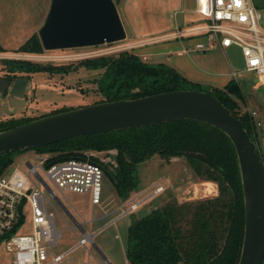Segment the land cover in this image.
Wrapping results in <instances>:
<instances>
[{
    "label": "rangeland",
    "instance_id": "rangeland-1",
    "mask_svg": "<svg viewBox=\"0 0 264 264\" xmlns=\"http://www.w3.org/2000/svg\"><path fill=\"white\" fill-rule=\"evenodd\" d=\"M126 37L124 40L112 42L105 46H124L149 63L162 62L174 67L188 80L201 84L204 88L216 87L223 89L226 83L234 79L228 74L231 69L238 72L235 84L240 88L243 98L230 96L236 100L242 109L264 108V76H257L252 72H244V64L238 47L232 45L224 49L212 48L205 52L196 51L194 44L200 40L196 36L184 37L189 40L187 46L189 54L181 56L176 51L182 46L175 38H162V34L179 29L204 24L208 21L205 16L186 11L188 6H181L179 0L168 5L165 0H113ZM252 6L260 14L259 23L264 28V0H250ZM51 0H0V45L5 52H0V78L5 76L4 60L10 53L19 52V46L38 31L49 11ZM166 3V4H165ZM195 4L192 2L191 9ZM181 9V10H180ZM185 9V11H184ZM178 10L180 12H174ZM146 42H134L138 40ZM149 40V41H148ZM128 43L132 45H128ZM186 43V42H185ZM186 45V44H185ZM104 46V47H105ZM92 47H75L65 49L68 52H78ZM63 50V49H62ZM62 50H43L45 59L30 60L41 65L67 66L68 71L55 73L39 71L30 74L26 88L25 106L12 108L8 99V90L0 92V122L9 120L36 119L54 111L73 109L93 104L102 99L96 89L94 79L101 74L100 69H88L79 66L78 62L84 58L54 60L50 55ZM119 51L106 55L117 54ZM14 60V59H12ZM235 80V79H234ZM23 107V108H22ZM95 150L87 149L83 153ZM28 149L13 154V163L4 174H8L13 167L19 165L23 170L26 166L20 162L23 156L35 164L36 159ZM116 152V151H115ZM102 157L103 152H98ZM114 155H112V158ZM90 159H95L91 157ZM136 186L132 195L141 198L150 195L137 209L125 212L129 202L121 199L113 185L110 176L103 172L101 178L100 205H92L89 193H73L56 191L61 203L72 216L81 224L82 228L91 235V241L85 246L79 245L78 240L83 232L73 223L60 204L44 189L47 197L48 211L55 216L56 229L61 232L57 245L53 247L54 254L72 251V263L88 262V264H127L126 241L127 228L133 219L148 213L151 209L160 207L162 203L175 199L178 202L197 200L217 195V184L212 181L201 180L183 157L171 156L163 158L158 154L144 159L136 166ZM156 184L163 189L157 194L151 191ZM142 190V191H141ZM138 191H141L139 194ZM129 197V198H130ZM71 226V227H69ZM26 232L29 230L27 228ZM10 254H0V264H9ZM50 258H48L49 260Z\"/></svg>",
    "mask_w": 264,
    "mask_h": 264
},
{
    "label": "trees",
    "instance_id": "trees-1",
    "mask_svg": "<svg viewBox=\"0 0 264 264\" xmlns=\"http://www.w3.org/2000/svg\"><path fill=\"white\" fill-rule=\"evenodd\" d=\"M18 49L28 53L44 50L38 34L31 35ZM0 52H5L1 45ZM4 64L9 77L39 71H68L64 65H41L20 59L4 60ZM78 65L102 71L94 79L102 96L98 102L178 89L201 90L213 94L242 121L247 133L250 132L248 118L239 114L240 106L230 96L243 98L240 88L232 80L223 89L204 88L188 80L174 67L162 62H146L127 49L117 54L84 58ZM65 110L68 109L60 111ZM30 120L0 122V131ZM29 149L50 154L49 162L81 157L87 149L104 154L114 149L116 153L111 162L102 167L123 200L128 199L135 189L138 163L155 154L166 159L171 156L185 158L201 180L217 184V195L184 202L173 199L133 219L127 228V264H237L244 223L242 188L234 147L219 129L200 121L180 119L82 135ZM23 151L0 154V176L13 163V154ZM92 160L97 161V158Z\"/></svg>",
    "mask_w": 264,
    "mask_h": 264
},
{
    "label": "water",
    "instance_id": "water-1",
    "mask_svg": "<svg viewBox=\"0 0 264 264\" xmlns=\"http://www.w3.org/2000/svg\"><path fill=\"white\" fill-rule=\"evenodd\" d=\"M38 36L43 49L53 50L116 42L124 40L126 34L113 0H51ZM28 80L25 76L16 77L11 83L0 79V91L8 90L12 108L24 105ZM180 119L209 124L230 139L238 162L244 211L237 264H262L264 171L242 121L209 92L178 89L47 114L0 131V154Z\"/></svg>",
    "mask_w": 264,
    "mask_h": 264
},
{
    "label": "built area",
    "instance_id": "built-area-1",
    "mask_svg": "<svg viewBox=\"0 0 264 264\" xmlns=\"http://www.w3.org/2000/svg\"><path fill=\"white\" fill-rule=\"evenodd\" d=\"M195 12L208 18V21L183 30L177 28L163 38L201 37L194 44L196 51L200 52L218 48L224 53L225 48L234 45L241 52L244 72L264 76V28L259 23L260 14L250 0H196ZM111 43L89 46L95 48L78 52L64 51L69 48L57 49L62 51L50 56L54 60L90 58L127 48V45L105 46ZM190 50L187 46H182L176 54H189ZM7 57L28 61L45 59L42 52H17L10 53ZM228 75L235 79H231L233 82L238 83L237 71L231 69ZM239 114L246 115L249 120L248 134L264 171V108H240ZM97 153L84 152L81 157L49 162L50 154L34 151L31 155L36 159L35 164L28 161L26 170L17 165L8 174L0 176V254H10L9 264H71V255L66 257V253L54 254L52 250L61 233L55 228L53 212L48 211L44 189L58 203L61 201L54 188L61 194L64 191L89 193L91 204L100 205L102 165L111 162L112 155L116 152L109 149L102 157ZM91 157L97 158V161L90 159ZM154 187L151 195L163 189L160 184ZM149 196L130 197L126 212L137 209ZM89 241L91 235L83 232L78 244L86 247Z\"/></svg>",
    "mask_w": 264,
    "mask_h": 264
},
{
    "label": "crops",
    "instance_id": "crops-1",
    "mask_svg": "<svg viewBox=\"0 0 264 264\" xmlns=\"http://www.w3.org/2000/svg\"><path fill=\"white\" fill-rule=\"evenodd\" d=\"M165 2L168 4V5H173V4H175V2H174V0H165ZM192 2L195 4V6H194V8L193 9H191V7H189V6H191V4H192ZM165 3V4H166ZM173 3V4H172ZM179 3H180V5L181 6H188V8L186 9V11L188 10V11H190V12H195V7H196V0H179ZM181 10V9H180ZM178 10H175L174 12H177ZM184 11H185V9H184ZM178 12H180V11H178ZM179 26L176 24L175 26H174V29L173 30H171V31H169V32H167V33H164V34H162V36H167L168 34H171V33H173L177 28H178ZM163 38V37H162ZM184 38V37H183ZM183 38H181V39H178V38H175V39H177V41H178V43H179V45L180 46H189V45H187V43H188V41L187 40H184ZM197 38H201V37H197ZM147 40H138V41H134V42H146ZM149 41V40H148ZM186 42V43H185ZM186 44V45H185ZM181 49V48H180ZM180 49H178V50H180ZM177 50V51H178ZM220 50V49H219ZM230 73V72H229ZM185 77V76H184ZM30 154H32V152H29ZM27 156H29V155H26V156H23V158L20 160V162L21 163H23L25 166H26V162H28V161H30L28 158H27ZM142 191V190H141ZM141 191H138V193L136 192V194H139ZM132 196H134V195H132ZM129 199V198H128ZM128 199H126L125 201H128ZM60 204V206L64 209V211L67 213V215L73 220V223L82 231V232H86L83 228H82V226H81V224L72 216V214L69 212V210L62 204V203H59ZM128 209V208H127ZM125 212H126V210H125ZM125 212H123V213H125ZM54 223H55V216H54ZM69 227H71V226H69ZM55 228H56V225H55ZM61 233V232H60ZM58 242V241H57ZM57 245V244H56ZM52 250H53V248H52ZM72 251V249H69V250H67V251H65V252H63V253H66L67 255H66V257H68V256H70V255H68L70 252ZM60 254H62V253H60ZM72 256V255H71ZM72 259H73V256H72ZM79 263V262H78ZM64 264H68L67 262H65ZM71 264H73L72 263V260H71Z\"/></svg>",
    "mask_w": 264,
    "mask_h": 264
},
{
    "label": "flooded vegetation",
    "instance_id": "flooded-vegetation-1",
    "mask_svg": "<svg viewBox=\"0 0 264 264\" xmlns=\"http://www.w3.org/2000/svg\"><path fill=\"white\" fill-rule=\"evenodd\" d=\"M31 74H33V73H31ZM10 76V75H9ZM7 74H5V76H2L0 79H4V80H6V81H10V83L16 78V77H9ZM17 76H25V74H17ZM29 76H30V74H27L25 77H27L28 79H29ZM2 85V84H1ZM1 92V91H0ZM2 92H6V90H4V91H2ZM25 98H26V90H25V95H24V101H25ZM25 106V102H24V105H23V107ZM22 107V108H23ZM14 108H20L19 106H17V107H14ZM50 114V113H49ZM47 115V114H46Z\"/></svg>",
    "mask_w": 264,
    "mask_h": 264
}]
</instances>
